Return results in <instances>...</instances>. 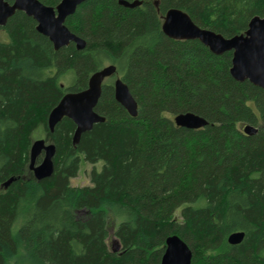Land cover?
<instances>
[{
    "label": "trees",
    "instance_id": "16d2710c",
    "mask_svg": "<svg viewBox=\"0 0 264 264\" xmlns=\"http://www.w3.org/2000/svg\"><path fill=\"white\" fill-rule=\"evenodd\" d=\"M140 1L81 3L66 25L86 40L83 49L56 50L21 10L0 26V264H161L171 235L190 246L192 264H264V89L232 76V51L218 55L162 29L178 7L232 37L264 16V0ZM107 62L138 115L116 100L112 76L95 108L104 122L78 145L68 117L51 132L50 111ZM182 112L208 124L179 126ZM247 124L258 132L245 134ZM39 130L56 145L54 173L42 180L29 168ZM82 161L93 166L92 184L74 186ZM111 215L118 251L108 243ZM235 231L245 237L230 244Z\"/></svg>",
    "mask_w": 264,
    "mask_h": 264
},
{
    "label": "water",
    "instance_id": "95a60500",
    "mask_svg": "<svg viewBox=\"0 0 264 264\" xmlns=\"http://www.w3.org/2000/svg\"><path fill=\"white\" fill-rule=\"evenodd\" d=\"M86 0H61L54 7L46 5L40 0H0V26H5L10 17L17 10L24 11L37 22V30L47 36L55 49L75 43L78 49L86 47V40L72 32L66 25L67 18L74 14L77 7ZM121 5L135 7L142 4L140 0H118ZM163 32L170 38L177 40H199L213 53L221 55L232 51V66L230 72L238 81L249 80L256 86L264 89V16L256 15L250 22L248 29L232 37L212 29L201 27L192 17L178 7L168 9L162 25ZM117 74V66L107 64L95 71L86 89L69 91L50 111L48 127L55 131L57 124L64 118H70L76 125L73 135V144L78 145L82 135L93 129L95 124L104 122L106 118L96 111V106L102 95L105 80ZM115 98L134 117L138 115V102L132 94L128 84L117 76L114 81ZM177 125L191 129L202 128L208 120L194 112H182L174 116ZM258 132V127L247 124L244 133L253 135ZM43 154L41 162L38 157ZM56 145L45 138L34 140L30 151L29 168L38 180L51 177L55 170L54 157ZM15 180L9 179L5 187ZM245 237L244 231H235L228 237L230 244H239ZM120 243L113 250L118 251ZM193 251L190 246L179 236L171 235L161 264H192Z\"/></svg>",
    "mask_w": 264,
    "mask_h": 264
},
{
    "label": "rangeland",
    "instance_id": "374dc122",
    "mask_svg": "<svg viewBox=\"0 0 264 264\" xmlns=\"http://www.w3.org/2000/svg\"><path fill=\"white\" fill-rule=\"evenodd\" d=\"M6 34L3 30H0V39H6ZM106 65L109 64V62L105 63ZM117 77V76H116ZM116 77L109 78L112 81L116 79ZM43 131V130H42ZM40 132V133H39ZM40 138H45V134L41 132L40 130L36 132V135H34V139H40ZM102 163L100 162L97 167L100 168ZM93 166L91 163H88L86 161H82L81 163V169L76 177L72 179V185L74 186H86V185H91V179H90V172L92 170ZM111 219V237L108 240L109 246L111 248H114L120 241L114 236L113 232L117 226V222L114 220V216H110ZM121 245V244H120Z\"/></svg>",
    "mask_w": 264,
    "mask_h": 264
}]
</instances>
